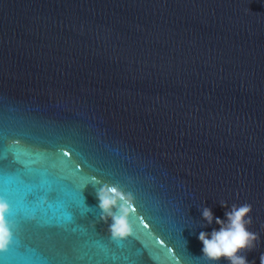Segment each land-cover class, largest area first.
I'll return each mask as SVG.
<instances>
[{
    "label": "water",
    "instance_id": "obj_1",
    "mask_svg": "<svg viewBox=\"0 0 264 264\" xmlns=\"http://www.w3.org/2000/svg\"><path fill=\"white\" fill-rule=\"evenodd\" d=\"M0 129L90 180L78 223L57 205L33 224L97 229L111 264H208L198 234L219 225L202 207L224 218L221 201L247 203L260 264L264 0H0ZM105 184L133 195L127 241L100 219ZM21 240L18 258L38 256Z\"/></svg>",
    "mask_w": 264,
    "mask_h": 264
},
{
    "label": "snow or ice",
    "instance_id": "obj_2",
    "mask_svg": "<svg viewBox=\"0 0 264 264\" xmlns=\"http://www.w3.org/2000/svg\"><path fill=\"white\" fill-rule=\"evenodd\" d=\"M36 154L18 138L0 129V197L10 203L12 215L9 219L16 225L11 247L0 253V264H111L108 258L97 255L109 242L100 237L97 229L76 234V231L69 232L62 223H32L34 217L46 215V210L57 205L61 213H67V222L78 223L77 211L82 216L86 210L82 189L90 181L81 183L79 180L80 175L86 173L82 168L75 166V173L65 176L51 163V155L45 153L37 160ZM64 155L60 153L61 157ZM25 158L31 162L24 163ZM53 176L56 177L54 182L49 179ZM22 233L37 242L39 254L33 259L18 258L25 247L32 248L31 244L22 243ZM84 248L91 253L88 262L79 255ZM5 258L10 259L6 262ZM129 264H140V261ZM192 264L196 262L193 260Z\"/></svg>",
    "mask_w": 264,
    "mask_h": 264
},
{
    "label": "clouds",
    "instance_id": "obj_3",
    "mask_svg": "<svg viewBox=\"0 0 264 264\" xmlns=\"http://www.w3.org/2000/svg\"><path fill=\"white\" fill-rule=\"evenodd\" d=\"M100 219L108 224L110 237L121 242L134 235L130 222L133 195L125 192L119 185L105 184L97 191ZM225 208L224 218L214 214L211 208L202 207L201 217L207 225H219L211 232L200 231L198 239L202 244L203 258L208 264H249L245 253L255 248L259 236L249 229L252 223L250 204L232 205ZM12 215L10 203L0 197V253L7 252L12 245L16 225L9 217ZM260 264H264V254L260 256Z\"/></svg>",
    "mask_w": 264,
    "mask_h": 264
}]
</instances>
